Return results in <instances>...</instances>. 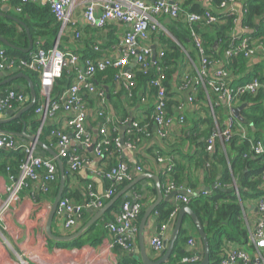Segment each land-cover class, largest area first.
<instances>
[{"label": "crops", "instance_id": "crops-1", "mask_svg": "<svg viewBox=\"0 0 264 264\" xmlns=\"http://www.w3.org/2000/svg\"><path fill=\"white\" fill-rule=\"evenodd\" d=\"M147 3L153 4L157 0H144ZM198 1V4L201 7H207L210 0H195ZM246 0L244 2H236L234 4L227 5L222 13L226 15L230 12L231 17L233 18L232 21V28L230 29L229 37L231 39H243L246 38L250 40L251 46L254 49H258L261 54L264 52L262 49H259V45L264 40V35L260 32V26L257 18L250 19V11L245 5ZM184 3V0H183ZM42 6V5H39ZM82 8L77 7L74 9L71 17V22L69 23L68 30L61 34V24L60 25V36L57 37L52 42L44 43V40L39 39V42H42L45 48H52L56 44H59L60 48L63 50L73 49L77 47V50H80L79 53L83 55L84 52L86 54L95 53L94 46H101L102 54L108 55L111 59L118 58L121 56L122 48H123V39L125 38V34L127 31L130 30V26L123 24L120 21H112L109 22L102 28L89 26L83 19ZM5 11V15L10 16L9 13L15 12L16 14H20L19 12L15 11L11 6H9V1L5 4L1 3L0 0V13ZM220 15V12H218ZM1 16V15H0ZM5 18L4 16H2ZM8 19V18H5ZM262 19V17L260 18ZM9 20V19H8ZM172 22L170 19H162L163 26L167 30V32H160L164 33L167 37H169L175 43L176 40L170 35L167 25ZM17 24V23H16ZM19 27H22L20 24ZM24 29V27H22ZM81 31L82 36L80 40H77L73 37L72 33L76 30ZM18 30H21L18 28ZM25 30V29H24ZM153 34V33H152ZM191 35V33H190ZM194 50L197 51L195 47V43L192 40V35L190 36ZM155 40V39H154ZM153 38H149L148 42H144L143 46H146L152 50V60L155 61L159 58L158 52L161 49L158 42H155ZM34 42V41H33ZM102 44V45H101ZM224 43L220 41V43L215 42L213 45L214 51L219 50ZM95 46V47H96ZM3 44L0 43V51H7ZM29 47V46H28ZM27 49V48H26ZM34 49V47H33ZM36 49V48H35ZM34 49V50H35ZM13 50V49H12ZM33 50V51H34ZM228 50V49H227ZM226 50V51H227ZM224 53L227 55V53ZM181 52L184 56L180 59L178 69L175 72V75L172 78V84L174 89L171 91L173 93V100L170 101L172 105L170 106V110L167 109V112L170 117L175 120V123L179 122L180 117H184V123L175 124L173 128L170 130V138L169 140H163L159 134L156 125L154 124V120L151 117L149 121L146 120L148 124V136L147 134L143 135L140 141L137 143L136 148L129 149L126 146L127 139H131L130 135L127 133L129 126L131 125L132 121L140 119L142 117H148V110L151 107V102H146L145 106L134 105V102L128 101V99H133L132 96L129 95L128 91L125 90L120 84L118 80L114 77L113 82L109 83L107 86H103L98 83L95 77V81L99 85L101 90H104L103 100L100 103L101 93L97 95H90L87 93L86 90H82L81 94L85 96V100L83 104L85 106V110L87 113V128L91 129L92 135L94 140L96 141L98 137V128L99 122L96 118L95 113L103 110L106 118L111 120V123H107L109 127L110 136L113 134H118L120 141H124V146L121 149V154L119 157H114L112 160H109L107 163L103 162L94 154L93 150L86 149L83 145L77 144L75 141H71V147L76 148L78 152L84 157L85 164L83 165L82 169L71 174L69 179H66V186L67 196L77 204H82L87 201V197L91 194H95L103 199V206L99 209H88L85 211L82 219L76 224V226L70 230L65 231L63 228V221L64 217H58L57 213L55 215L52 230L53 233L59 236H67L77 233L81 228H83L95 215L99 212L112 198L107 199L104 198L107 192V184L105 180L102 178L101 172L105 171L106 169H110V167L116 165L118 162L126 163L133 173V180L136 181L140 176H148L146 179L138 182L134 187L127 191L125 197L132 199L135 194H139L141 198V204L143 206V214L137 222L138 228L140 229L141 221L144 216V213L148 208H150L153 203L156 201L158 192L156 188V182L153 180L152 177L159 181L161 191L165 198H168L170 195L166 193L165 187L173 181V171L176 168H180L178 175L182 180L183 185L186 186H194L192 188L194 192V199L206 197L204 196L206 192L214 194L216 191L220 190L221 192L225 191V186L220 185V179L223 172H230L231 173V166L228 163V166L225 169H221L220 171H213L216 168L217 163L214 161L212 157V153L207 152L209 157L205 158V154L202 152V146L204 145L206 139L211 134L212 130L214 129V119L212 115L211 108L215 99L213 98H203L199 97V99L194 102L192 105L190 102L191 92L193 91V87L190 88L188 84H194V80L198 77V69L201 66L202 58L200 53L197 51L196 60H193L190 54V50H185L181 48ZM190 52V53H189ZM25 54V53H24ZM101 54V55H102ZM194 55V54H193ZM200 55V56H199ZM240 55V54H239ZM263 55V54H262ZM91 56V55H90ZM241 56L244 57L245 62H242V71L239 75V80L245 79L246 82L239 84L241 86L245 85L246 83L252 81L257 75L264 78V57L260 55H255L253 57H246L243 53ZM223 57V58H224ZM240 57V56H238ZM130 70L134 71L138 69V66L134 60L130 62L128 66ZM117 73H119L118 68H112ZM116 73V74H117ZM256 74V75H255ZM18 75V74H17ZM12 72H0V83L14 77ZM28 76V75H27ZM29 77V76H28ZM17 80V79H16ZM14 80V81H16ZM189 80V81H188ZM27 81V80H26ZM13 82V81H12ZM72 83V81H71ZM70 83V85H71ZM186 84V85H184ZM8 84L2 85L4 87ZM70 87V86H69ZM10 88L14 89H22L26 92V94L30 95V88L29 84H12ZM28 90V92L26 91ZM67 90V89H66ZM115 94H122V101L121 104H126L129 109V116H130V124L127 125H120L119 128L114 126L113 122H121L125 124L126 122L122 120V117L117 113L115 109L116 98L113 96ZM112 99H111V97ZM53 97V93H52ZM134 97V96H133ZM127 100V101H126ZM37 101L39 102L38 107L44 106L46 103V98H43V95L40 93V90L37 94ZM120 105V104H119ZM261 108L257 111L247 112L249 116H253L252 113H261L264 112V102H259ZM20 109L14 110L12 113L13 115L17 114L19 111L23 109L22 105ZM255 104L252 103H245L242 100H238L233 105V111L231 108L222 107L225 109L224 112L222 109L218 111L220 114L221 119L227 120L229 117H233L242 126H240L241 132L244 134L246 133L247 137L250 140H261L264 146V122L261 124L260 128L257 129L253 125V123H249L243 117V111L247 108V111L251 109H255ZM169 107V104L168 106ZM73 116L72 112L70 113H63L59 112L56 115H50L45 117L43 113L35 112L33 119L30 121L28 127H26V133L30 136H36L39 134V140L41 139L42 135V143L46 145L48 148L53 150L58 154L59 148L57 146V142L53 140L50 135L52 130L61 129L64 131L69 132L68 129V121ZM37 123L39 125V129L36 132L33 131V124ZM125 128V131L122 129ZM119 130V131H118ZM44 132V133H43ZM122 133L123 136H122ZM72 134V133H71ZM240 133L239 135H241ZM248 140L250 143L251 141ZM16 141L22 144H30L29 140H21L16 138ZM126 142V143H125ZM199 142V143H198ZM76 145H80L81 147L78 148ZM20 152V151H18ZM15 151H8V150H0V216H5L6 220L12 223L11 225L7 224L6 222H2L0 225V234L1 236L8 242L10 246V250H12L15 255H11L12 264H86L87 259H82L80 253L78 251L79 248L73 247L72 250H60V249H51V246L47 244L51 242L48 240L49 238L45 234V225L48 221V217L51 211L52 202L54 201L55 197L52 199L51 196H41L39 195L36 198H33L31 191L37 192V186L32 185L30 188V192L24 191L22 192L20 199L12 205L9 209H5V202H6V188L9 185V172L7 171L6 167L8 164H12V162L17 163L15 160L16 157L13 153H18ZM22 153V152H20ZM23 154V153H22ZM39 154L45 158H52L54 157L51 154L43 155L41 151ZM247 157V156H246ZM25 158V156H24ZM23 158V160H24ZM162 159V160H160ZM254 160H257L256 156H253ZM55 160V159H54ZM262 164L264 165L263 161ZM13 165V164H12ZM66 165V163H65ZM142 166L143 170L138 172L136 170V166ZM62 166L64 167L63 163ZM67 166V165H66ZM169 167H172V172H168ZM57 169L59 166L57 165ZM211 173L215 174V178H208V174ZM248 171L244 169L241 173H238V181L237 179L232 181V184L228 187V196L230 198H235L238 201V205L240 206V218L244 224V229L247 232L249 237V231L256 223L262 220V213L258 208L259 202L264 198V171L260 173V177H255L254 180L257 182V186L255 189L246 188L244 190L249 191L250 193H244L242 182H240L241 178L244 175H247ZM247 173V174H246ZM59 174V173H58ZM241 176V178H240ZM60 182V177H59ZM59 182L55 185L54 190L59 186ZM39 184V183H36ZM130 184V183H129ZM121 187L117 194L123 192L128 186ZM188 186V187H189ZM163 190L165 192H163ZM176 193V192H173ZM172 193V194H173ZM116 194V195H117ZM129 194L131 197H129ZM210 194V195H211ZM115 195V196H116ZM208 195V196H210ZM207 196V197H208ZM119 204H115L112 206L94 225H97L99 228L98 233L102 234L101 243H99L96 247H91V244L87 243L83 249H92L93 255L96 256L98 264H142L141 263V251H140V240L139 235L136 236V241L134 243L133 249L131 252H127L123 249L118 248V246H114L116 244V239L114 238L113 234L108 230L106 227L109 223H112L115 219V215L120 209L122 204V200H119ZM176 202L174 198L169 199L167 201L163 200L160 205L167 204L174 205ZM159 205V206H160ZM166 206V207H167ZM165 207V208H166ZM178 216V214H177ZM177 216L175 218H177ZM175 218H173V222L171 221L167 225V229L161 230L158 222L156 214H152L149 220L147 221V226L144 230V248L145 253L149 259L152 261H157L160 259L164 253L166 252V247L164 245V249L160 254H155L151 248V240L156 235L162 237L163 244L164 242H170L173 230H174V223ZM191 222V219H190ZM189 222H187L188 225ZM92 227V226H91ZM90 229V228H89ZM88 229V230H89ZM188 239L181 246V250L187 253H201L203 254V244L198 234L196 227L193 224H189L188 227ZM75 232V233H74ZM87 232V231H86ZM85 232V233H86ZM84 233V234H85ZM83 234V235H84ZM82 235V236H83ZM34 240V242L30 240V238ZM81 237V236H80ZM193 238L196 242V247L192 248L189 246V239ZM6 241L0 240V245L4 247ZM36 241V242H35ZM54 242V241H53ZM52 242V243H53ZM38 243H42L44 249L48 253H58L63 252L62 255L58 257H47L45 255L36 256V252L29 254L27 253L26 249H34L36 248ZM54 244V243H53ZM55 245V244H54ZM56 246V245H55ZM234 246H240L243 248L249 255L255 256L258 251L264 257V242H259L258 244H254L248 239L247 244H242L239 242H233L224 239L223 240V255H226L228 248ZM60 247V246H58ZM68 254L74 256L71 259H68ZM36 256V257H35ZM6 258V257H5ZM10 264V263H8ZM238 264H242V262H238Z\"/></svg>", "mask_w": 264, "mask_h": 264}, {"label": "built area", "instance_id": "built-area-1", "mask_svg": "<svg viewBox=\"0 0 264 264\" xmlns=\"http://www.w3.org/2000/svg\"><path fill=\"white\" fill-rule=\"evenodd\" d=\"M22 5L29 3L38 4L42 6H48L51 12L55 15L57 21L61 24V34H64L71 22L72 13L75 8L81 7L83 13V19L89 26L102 28L112 21H120L123 24L130 26V30L125 34L123 39V48L121 56L111 59L108 55H100L99 57L82 60L77 53V47L73 49L63 50L59 44H56L52 48H45L43 43H38L36 49L30 54L26 60H12L6 56L5 51H0V72H20L21 70H28L37 75L40 83V93L43 98H46L44 106L37 108V113H43L45 117L56 115L59 112L70 113L73 116L68 121L69 132L57 129L52 132V136L56 137L57 146L59 148L58 155L61 159H66L67 164L71 172H77L82 169L85 164L84 157L78 152L76 148L71 147V141L77 142V144L83 145L86 149L92 148L94 154L100 160L106 159L107 147L109 145V127L107 125L98 128V139L95 141L93 135L90 133L86 126L87 113L83 104L84 96L81 91L84 89L90 95H97L98 88L95 86L94 76L98 72H105L109 68L123 69L130 65V62L134 60L140 69L147 70L150 62L152 65H157L152 60V50L146 46H143L144 42H148L152 33L167 32L161 19L181 20L186 22L191 27L192 38L197 50L202 56V66L198 71V77L194 80V90L196 86H213L216 85L213 90L217 95V99L213 103L211 108L214 129L207 141V151L214 153L217 142L227 143L234 134L236 129H241V123L235 120L233 117H229L224 120L223 123H219L218 116L215 112V108L221 104L225 107L231 108L233 111V105L236 102L237 96H242L246 93L256 94L259 91L264 92V81H260L258 78H254L252 81L236 88L231 89L226 85V78H228L227 66L225 69H218L213 79L209 78L207 66L210 64L209 59L205 56V50L203 48V39L201 34L194 29L198 24L205 23L206 25H213L221 21L219 16H215L212 12L208 11L204 14H197L190 12L183 7V0H157L153 4L147 3L144 0H20ZM244 2V0H229V4L236 2ZM8 0H1L2 4L7 3ZM15 11L21 12V6L15 8ZM229 14H232L230 12ZM229 16V15H228ZM160 19V20H159ZM82 32L78 29L73 31L72 35L75 39L80 40ZM240 44L235 49H228L226 51L227 57L232 61L233 57L241 55L243 53L246 57H253L260 55L264 57V52L258 49H254L251 46L250 40L243 38L239 39ZM259 49L264 51V40L258 46ZM96 52H100L99 46L95 47ZM162 56V55H161ZM224 67V65H223ZM65 71H72L73 78L72 83L67 90H65L59 96L53 98L52 93L56 81L62 78ZM159 78L153 85L159 89L157 97L154 101L155 113L152 116L154 124L157 127L158 134L163 140L170 138V130L175 124L184 123V117L179 118V122L175 123V120L167 113L166 107V90L163 87L161 75V69L159 68ZM134 75L129 68L123 70L118 76L117 80L120 85L130 92L135 88L136 84L133 81ZM219 84V85H217ZM190 85V84H188ZM9 92V91H8ZM1 93L0 96V112H13L14 105H22L23 108L29 103V96L26 93H17L10 91ZM132 93V92H131ZM129 93L131 96L132 94ZM100 103H102L104 94L101 92ZM207 97L213 98L210 94ZM190 97V101H192ZM214 99V98H213ZM149 100L143 99L142 103L147 104ZM225 107V108H226ZM98 118L105 120V123H111V120L106 118L103 110L97 114ZM114 126L118 127L120 122H113ZM148 124L146 123L140 127L139 122H131L128 134H131L132 141L127 142L126 146L129 149H135L137 143L140 141V135L148 133ZM72 133V134H71ZM148 136V134H147ZM243 140H250L246 133L241 134ZM251 148L255 156L261 158L264 163V146L261 140H250ZM117 147L122 148L124 145L117 139L115 141ZM0 150H8L15 152H22L25 156L22 164L19 167L17 174L11 171L9 172V185L6 188V202L5 209H9L12 205L17 203L20 199L22 192H30L32 185L37 186V192L31 191L33 198L41 196H51L54 191L55 185L59 182V174L57 169V163L52 158H45L39 154L38 148L30 144H22L16 141L14 136L0 135ZM162 160V159H160ZM136 170L141 172L143 168L136 166ZM168 172H172V167H169ZM102 178L112 181L114 183H123L125 181L132 182L133 173L131 168L124 162H118L113 168H110L107 172H101ZM39 183V184H36ZM174 195V201L189 203L194 199V192L187 186H176L174 183H169L166 193ZM113 191L106 192L104 198L110 199L113 196ZM211 193L206 192L204 196H208ZM139 197L135 195L132 199L124 201L115 215V219L112 223L107 225V229L113 234L116 239L118 248L127 252H131L135 243L136 236L139 233L137 222L143 212V206L139 201ZM103 199L95 194H91L87 197V201L82 204L73 202L68 197H62L57 215L63 216L64 221L62 223L65 231L72 230L76 224L82 219L84 213L88 209H99L103 205ZM258 208L262 213V220L258 221L255 226L249 231V238L254 244L264 242V198L259 202ZM173 214L172 219L175 218ZM1 221H5L4 215L0 216ZM173 222V220H171ZM161 230L167 229V225L160 227ZM189 246L196 247V242L193 238H190ZM151 248L155 254H160L164 249L162 237L156 235L151 240ZM220 264H264V257L258 251L255 256L249 255L240 246H234L228 251L222 258ZM203 260L201 253H193L190 257L182 259L181 264H199Z\"/></svg>", "mask_w": 264, "mask_h": 264}, {"label": "trees", "instance_id": "trees-1", "mask_svg": "<svg viewBox=\"0 0 264 264\" xmlns=\"http://www.w3.org/2000/svg\"><path fill=\"white\" fill-rule=\"evenodd\" d=\"M8 1H9V6H11L13 9L17 8L18 6H21L22 11L20 12V14H16L15 12H12V13L10 12L9 15L18 19L19 21L25 24V26L27 27L34 41V49L37 47L38 43H40L39 39L44 40V43L47 42V45H49V43L55 40L57 37H61L60 36V25L55 15L51 12L48 6H45V5L39 6L38 4H32V3L22 5L20 0H8ZM228 2L229 0H210L207 7L205 6L201 7L198 4V1L195 2V0H184L183 7L189 10L190 12L197 13V14H204L205 12L210 11L215 16L217 15L221 18V21L217 22L216 24L206 25L205 23H201V24L196 25L194 29L201 34V37L203 39V48L205 50V56L209 59V62H210V64L207 66L209 78L213 79L218 69H220L221 67L222 69H225L226 66L228 65L227 66L228 78H226V85L230 87L231 89H234L239 84H242L246 82L247 80L243 79L241 80L242 82L241 83L240 81H238L240 77L239 75H237V74H240L242 71V67L244 65V64L242 65V62H245L244 57L241 55H239L240 57L238 56L233 57L230 64L228 63L230 59L226 55L224 57V53L227 49H231V48L235 49L240 44L239 39L233 40L229 37L230 29L233 26L232 24L233 18L231 17V14L226 15L225 13H222L223 9L228 5ZM246 4L250 11L249 18L252 19L255 17L258 19L259 26L261 27L260 32H262L261 34L264 35V0H246L245 5ZM218 12H220V15L218 14ZM261 17L262 19H260ZM160 21L162 22V19ZM18 28H20L21 30H18ZM167 29L170 35L176 40L177 43L172 41L164 33L151 34V38H153V40L155 39L154 41L158 42L161 47V49L158 52L159 58L155 60L157 65H152L150 62V65L147 70L140 69L139 67L135 71L134 69L132 70V73L134 75L133 81L136 84V86L128 93L132 92L131 94L134 97L131 95L133 99L129 98L128 101L127 100L126 101L129 102L130 100L134 102L135 106L137 105L145 106V104L142 103V100L147 98L149 102H151V105H152L151 107H148L150 108L147 111L148 117H149L148 119L145 118L146 117L145 116V117H142L134 121V122H139L140 127L145 125L146 120L149 121L150 118L155 113L154 101L157 97V93L159 89L153 85V82H155L159 78L160 72L158 71V69L159 68L161 69V75L164 77L162 79V84L166 90V107L169 104V107H167V109L169 108L168 110H170V106L172 104L169 102L174 101L173 93L171 92L174 89L173 84H172V78L178 69V65L180 64L179 63L180 59L184 56L181 52V48L185 50H190L191 53L190 52L189 53L192 55L191 57L193 58V60H196V55H197L196 53L198 50L197 51L194 50V47H193V44L190 38V36L192 35L191 27L187 25L186 22L184 21L172 20V22L169 25H167ZM0 38L7 40L12 45L20 49H26L29 46V39H28L26 31L22 27H19V25H17L15 22L5 19L2 16H0ZM220 41L223 42L224 44L221 47H219V50L214 51L213 45L215 44V42L220 43ZM95 46H94V51H95ZM99 48H100V52L95 51V53L93 54L92 53L86 54V52H84L83 55H81L79 53L80 50H78L77 53L80 55L82 60L92 59V58L99 57L102 54L103 50L101 46H99ZM6 50H7L6 56L15 61L26 60L29 58L30 54L32 53L31 51L28 54H24L20 51L12 50L9 48H7ZM201 66H202V62H201ZM201 66L198 69V71L201 69ZM127 68L128 66L123 69H120L119 73H117L115 70H112V68L107 69L105 72L96 73L94 76V82H95V86L98 88V93H101L104 90H101V88H99L100 84L98 85L97 82L104 83L105 81V84H101V85L107 86L109 83H111V81L113 82L114 77L117 80L120 73ZM20 73H24L25 75L29 76L38 94L40 90V83H39L37 75L33 74L32 72L28 70H21L20 72L13 73V75H17ZM72 74H73L72 71L70 72L65 71L63 73L62 78L56 81V84L53 90V98L59 96V94H62L67 88H69L70 83L73 78ZM95 77L97 79V82L95 81ZM255 78H258L260 81H264V78L262 77V75L261 76L257 75ZM12 84H28V82L24 78H18L16 81H13L4 87H1L0 96H1V93L7 92L8 94L10 91H14L17 93H21V92L26 93L22 89L10 88ZM193 86L195 85L194 84L189 85L190 88H192ZM215 86L216 85H213V86L206 85L205 87L202 85L196 86L195 87L196 91L191 92L190 97L193 98L192 101H190L191 104L193 105L194 102H196L199 99V97L206 98L207 95L209 94L213 96L214 99H217L216 97L217 95L214 93V90H213ZM193 90H194V87H193ZM26 91L28 92V90ZM7 94L5 93L4 95H7ZM114 97L116 98L115 103L117 104L115 105V109L117 113L122 117V120L126 122L125 124H122L120 122V125L130 124L129 109L126 104L124 105L121 104L123 103L122 94H115L113 96V99ZM85 99L86 98L84 96V100ZM238 100H242L245 103L255 104L254 106L255 109H251L247 111V108H246L243 111V117L249 123L250 122L253 123L255 128L259 129L261 124L264 122V112L261 111L260 114L257 112L252 113L253 116H249L247 112H251V111L255 112L259 108H261L257 104L259 102H264V92L259 91L256 94L246 93L242 96H237L236 101ZM38 104L39 102L37 101L36 105L31 110L24 113L21 118L14 120L7 124L0 125V130L9 131L12 133L23 132L26 129V127H28L30 121L33 119V116L37 108H39ZM222 107L223 105L221 104L219 107L215 108V112L218 116L219 123L221 124L223 123L224 119H221L220 114H218V111L222 109L224 112H226L225 109ZM20 108L21 106H18L17 104H15L13 108V112L14 110H18ZM97 114L98 112L95 113V115H96V118L98 119L97 121L100 124L99 127L107 125L105 123V120L97 117ZM38 129H39V125L34 122L33 131L37 133ZM128 129H130V126ZM53 131L55 130H52L50 132V135L53 138V140L57 142L58 139L52 136ZM89 131L92 134V131L90 128H89ZM240 133H243V132H241V130L239 129H236V134H234L233 137L227 143L217 142L215 146V151L212 154L214 161L217 163V166L215 169H213V171H220L222 168L225 169L228 166V163L232 167L231 173L223 172L221 175L220 185L225 186L224 192H221L220 190H218L214 194H211L208 197H202V198L200 197L197 199H192L187 204L183 202H178L177 204L174 203V205L172 206L171 205L167 206V204H162L154 212V214H156L157 222L159 226L163 227L165 225H168L171 222V220H173L172 219L173 214L177 216L180 208L188 205L192 209V211L197 215V217L199 218V220L201 221V223L203 224L205 228V232L208 235L209 245H210V264H220L221 261L223 260L221 257V254L223 253L222 248H223L224 239L233 241V242H239L242 244H247L248 239H249L247 232L243 228L244 224L240 218L241 214H240V206L238 205V202H237L238 200L235 198H230V196H228L227 191H228L229 185L232 184L233 180L237 179L238 181V178H237L238 173H241L244 169H246V171H248L247 172L248 174L246 173L247 175H244L242 178L240 176L241 178L240 182H242L243 185H245V188L243 187V192L245 194L250 193V190L246 191L244 189L246 188L250 189L252 187H253L252 189L256 188L257 182H255L254 178L260 177V173L264 171V165L262 164L261 158L256 156L257 160L253 159V156H255V154L251 148V143L248 140H243L241 138V135H239ZM211 134L208 136L204 145L202 146V152L203 154L206 155L205 158L209 157L207 154L208 152L207 151V141L210 138ZM42 135L40 139L41 141H42ZM142 137L143 135H140V138ZM14 138L16 139L17 137H14ZM117 139H119L118 134H113L109 137V145L107 147V151L105 150L104 152L106 153L107 158L102 160L103 162L107 163L109 160H112L114 157L120 156L122 148L117 147L115 143ZM130 141H132V137L131 139L130 138L127 139L126 142H130ZM13 154L16 157L15 160L17 161V163L12 162L13 165L11 163L8 164L6 169L9 167L12 172L17 174V171H19V167L22 164L24 154L20 152L13 153ZM61 161L64 165L63 168L65 170L66 179L68 180L69 176L71 174H74L75 172L70 171L69 166L66 163L67 162L66 159H61ZM65 163L67 166L65 165ZM114 166L110 168H113ZM140 167L142 168V166ZM108 170L109 169H106L105 172H107ZM179 170L180 168H176L173 171V175H172L173 181L171 183H174L178 187L186 186L185 184L183 185L180 175H178ZM208 178L214 179L215 174L211 173L210 171L207 179ZM104 180L108 186L107 191L112 190L114 192L112 197H114L118 193L121 187L126 186L127 184L130 183L128 181H125L123 183H114L106 179ZM167 187H165V191L167 190ZM190 187L194 188V186H189V188ZM66 191H67V186H65L63 197H68L66 194ZM165 191L163 190V192ZM57 193H58V186L54 190L52 199L56 197ZM135 195H137L140 198L139 194H135ZM127 200H130V198H127L125 201ZM139 201L141 202V198L139 199ZM119 203L120 201L117 202V204ZM187 222H189L188 225L192 224L190 222V218L187 217L181 228L179 237L175 243V247L172 252V255L169 257V259L164 264H181L183 258L190 257L192 255L191 253L183 252L181 250V246L185 244V242L188 239ZM98 230L99 228L97 227V225H93L92 227H90L89 230H87V232L83 236L79 237L78 239L74 240L71 243H57V242H53L50 239L48 240L53 242L57 247L62 244H66V245H72L73 247H77L79 248V250H81L89 242H90L89 244L92 243L91 247H96L99 243H101L100 241L102 240L101 239L102 234L98 233ZM78 256H81L82 259H87V260L90 256H92L97 260L96 256H94L93 253H81Z\"/></svg>", "mask_w": 264, "mask_h": 264}, {"label": "water", "instance_id": "water-1", "mask_svg": "<svg viewBox=\"0 0 264 264\" xmlns=\"http://www.w3.org/2000/svg\"><path fill=\"white\" fill-rule=\"evenodd\" d=\"M0 15L4 16L5 18H8L9 20H11L17 24H20L22 27H24V29L27 33L28 39H29V47L27 49L17 48L3 38H0V43L9 49L17 50V51H20V52L25 53V54L30 53L33 50L34 42H33V39L31 37L27 27L25 26V24L23 22L19 21L18 19L12 17V16L5 15V11H4V13L1 12ZM18 78L26 79L28 84H29V88H30L29 103L26 106H24V108L15 115H13L12 112H3V113L0 112V125L7 124V123H10L14 120L21 118L24 113L31 110L37 103L36 88H35L32 80L27 75H25L24 73H20L14 77H11V78L1 82L0 86L5 85V84H10L12 81H14ZM122 131H125V128H123ZM123 134L124 133H122V136H123ZM0 135H10V136L17 137L21 140H29L33 145H35L38 148L39 151L42 152L43 155H46L48 153L51 154L54 157L57 165L59 166L58 173H59V177H60V182H59V186H58V193H57L54 201L52 202L51 211H50L48 221L45 225V230H44L46 236L50 240L57 242V243H71L74 240L78 239L91 226H93L120 199L124 202L127 199V197H125V194L127 193L128 190H130L132 187H134L138 182H140V181H142L148 177V176H140L138 178V180L130 182L129 186L123 192L114 196L112 198V200H110L99 212H97L96 215L83 228H81L77 233L72 234V235H67V236H59V235L53 233L52 224H53L55 215H56L57 210H58L59 202H60L61 198L63 197V193H64L65 186H66V174H65V170L62 166L61 158L59 157V155L56 152H54L53 150L48 148L46 145H44L39 140V134H37L36 136H30L26 133V130H24L21 133H12L9 131L0 130ZM121 142L124 145V141L122 140ZM78 146H79V148L81 147L80 145H76L77 148H78ZM90 149L92 150V148H90ZM152 178L156 182V188H157L158 196H157L156 201L153 203V205L146 210V212L144 213V216L142 218V221H141V225H140V229H139V233H138L139 240H140L141 263L142 264H164L169 259V257L172 255V252L174 250L175 243L179 237L181 228H182L186 218L188 217L191 219V223L196 227L198 234L200 236V239L202 241V244H203V249H204L203 256L204 257H203V260L201 261V263H199V264H210V245H209L208 235L205 232V228H204L203 224L201 223V221L199 220L197 215L192 211V209L188 205L180 208V210L178 212V216L175 219L174 230H173L171 240H170V242H168V241L164 242V245L166 247V252L164 253V255L160 259H158L157 261H152L151 259H149L147 257V255L145 253V248H144V230H145V227L147 226V221L149 220L151 215L156 211V209L159 207V205L161 204V202L163 200L167 201L169 199H172L174 197V195L176 194V193L170 194V196L168 198H165L162 191H161L159 181L157 179H155L154 177H152ZM129 197H131L130 194H129Z\"/></svg>", "mask_w": 264, "mask_h": 264}, {"label": "rangeland", "instance_id": "rangeland-1", "mask_svg": "<svg viewBox=\"0 0 264 264\" xmlns=\"http://www.w3.org/2000/svg\"><path fill=\"white\" fill-rule=\"evenodd\" d=\"M4 219H5V221H2V222H6L8 225H9V224H10V225L12 224V223H10L9 221L6 220L5 216H4ZM2 222L0 221V225L2 224ZM0 240H4V241H6V240L1 236V234H0ZM30 240H31V242H32V241L34 242V240L32 239V237L30 238ZM35 242H36V241H35ZM2 244H4V247H3L2 245H0V264H8V263L12 264L11 255H13V257H14L15 253H14L12 250H10V246H9V244H8L7 241H6V245H5L4 242H2ZM47 244L51 246V249H53V248H54V249H60V250H72V249H74L72 245L62 244V245H60V247H57V246H55L52 242H48V241H47ZM26 251H27V253H29V254H32V253L36 252V256H41V253H42V256L45 255V256H47L48 258H49V257H58V256H60V255L64 256V255L62 254L63 252H58V253H48V252L44 249L42 243H38L37 246H36V248H35V250H34V249H26ZM78 252H79L80 254H81V253H93V250L90 249V248H88V249H81V250L78 251ZM58 254H60V255H58ZM57 255H58V256H57ZM4 256H5L6 258H5ZM36 256H35V257H36ZM73 257H74V256H72V255H70V254H68V256H67L68 259H71V258H73ZM14 264H15V263H14Z\"/></svg>", "mask_w": 264, "mask_h": 264}, {"label": "bare ground", "instance_id": "bare-ground-1", "mask_svg": "<svg viewBox=\"0 0 264 264\" xmlns=\"http://www.w3.org/2000/svg\"><path fill=\"white\" fill-rule=\"evenodd\" d=\"M86 264H98V262L94 257L90 256Z\"/></svg>", "mask_w": 264, "mask_h": 264}]
</instances>
